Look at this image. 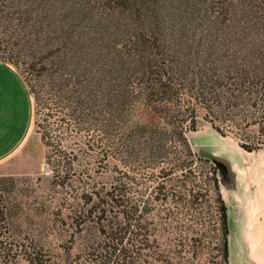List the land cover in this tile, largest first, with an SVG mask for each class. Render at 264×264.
<instances>
[{"label":"rangeland","instance_id":"374dc122","mask_svg":"<svg viewBox=\"0 0 264 264\" xmlns=\"http://www.w3.org/2000/svg\"><path fill=\"white\" fill-rule=\"evenodd\" d=\"M106 1L0 0V57L33 103L29 140L0 165V264H98L108 240L67 218L98 202L125 227L126 264H226L213 165L189 139L264 154V73L250 69L264 5L125 20ZM159 78L168 92L147 100ZM235 238L233 262L254 264Z\"/></svg>","mask_w":264,"mask_h":264},{"label":"crops","instance_id":"0c3cea01","mask_svg":"<svg viewBox=\"0 0 264 264\" xmlns=\"http://www.w3.org/2000/svg\"><path fill=\"white\" fill-rule=\"evenodd\" d=\"M32 119L33 103L28 86L12 64L0 60V165L25 147L32 131ZM213 139L220 142L221 156L234 170L236 185L231 190L225 189L230 221L250 260L263 264L264 154L240 150Z\"/></svg>","mask_w":264,"mask_h":264},{"label":"trees","instance_id":"16d2710c","mask_svg":"<svg viewBox=\"0 0 264 264\" xmlns=\"http://www.w3.org/2000/svg\"><path fill=\"white\" fill-rule=\"evenodd\" d=\"M33 1L36 2V0ZM210 1L208 3L206 0H107L106 4L110 8L118 9L116 11L120 13V15H125L124 16L125 20L128 15L129 17H133V20H135V18L138 15L140 17L142 12L143 13L149 12L147 16L150 15L152 16V14H155L159 11L170 12L174 8L179 9L180 12L191 11L195 15L202 14L203 12H205V8L208 7L207 5L210 4ZM246 1L248 2L246 5H248L250 9H259L261 6L264 5V0H256V1L246 0ZM211 2H212L211 8L217 7V10L220 8L228 12L229 9L233 7V0H212ZM113 15H114L113 16L114 19H117V21L115 22H118V20L120 19L119 16L116 14ZM52 16L60 17V15H56V14H52ZM150 22L152 23V21ZM125 23H127V21H125ZM142 39L146 40L145 35H142ZM0 60L11 64V62L4 57L2 58L0 57ZM55 65L56 63L51 60L50 67H53ZM250 69L254 72L259 71L261 73H264V60L262 61L261 64L253 65L252 68ZM261 77H264V75H261L259 78ZM168 88L169 87L167 85L165 86L161 82V79L159 78L155 82L153 81L150 87H148L146 91H144L145 93L143 94H145L144 96L146 97L147 100H154V98H156L157 95L159 94L162 96L165 95V93L168 92ZM263 113H264V108H263ZM259 132L262 137L261 139H258L261 141H258L259 145L256 148L264 147L263 144L264 142L262 141V139H264V123H260ZM241 147L248 151L254 149L253 147H248L244 143L241 144ZM205 161L209 162L208 160ZM213 172H214L215 184L219 192L218 181L216 178V169L214 165H213ZM86 204L87 203L76 204L75 207L71 208V211L67 215V218H69L70 222L75 223L77 227H80L82 225V230L86 229L87 232H89L92 229H94L95 231H100L103 235V238L108 240L107 241L108 244L105 243L103 246H99L100 249H103L105 253L101 255L102 257L99 259L98 264H126L125 259L128 256L126 255V253L130 249L126 250V248L125 247L123 248L122 245L123 238L125 236L124 234L125 227L124 226L122 227L120 225V222L116 221L115 217L108 216L107 214L108 209L103 205H101V203L99 202L92 203L90 205H86ZM220 209H221V220H222L223 233H224V241L222 248L223 258L226 264H230L228 260L227 213H226L225 204L222 201L221 196H220ZM114 240H116V242ZM130 252L133 253L134 252L133 249H131Z\"/></svg>","mask_w":264,"mask_h":264},{"label":"water","instance_id":"95a60500","mask_svg":"<svg viewBox=\"0 0 264 264\" xmlns=\"http://www.w3.org/2000/svg\"><path fill=\"white\" fill-rule=\"evenodd\" d=\"M202 138L191 137L189 139L190 145L194 153L199 158L208 160L210 163L214 165L216 169V178L218 181L219 193L226 207L227 225H228V231L230 232V237L228 239V260L230 264H235L231 259V240L233 237L235 238V236L238 237L237 235L238 232L234 231L235 229L234 223L230 221L229 206L225 197V192H226L225 189H227V191L231 190L236 185L234 182L235 180H233L234 170L232 169L233 167L230 164V162H228V160H226L223 156H221V150L219 149V147L221 146L220 142L214 139H212L211 141L208 140L206 141Z\"/></svg>","mask_w":264,"mask_h":264},{"label":"bare ground","instance_id":"6f19581e","mask_svg":"<svg viewBox=\"0 0 264 264\" xmlns=\"http://www.w3.org/2000/svg\"><path fill=\"white\" fill-rule=\"evenodd\" d=\"M248 230V229H247ZM246 231V230H245Z\"/></svg>","mask_w":264,"mask_h":264}]
</instances>
